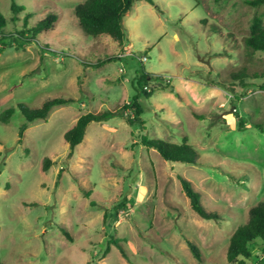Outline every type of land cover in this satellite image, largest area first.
I'll return each mask as SVG.
<instances>
[{
    "label": "rangeland",
    "instance_id": "rangeland-1",
    "mask_svg": "<svg viewBox=\"0 0 264 264\" xmlns=\"http://www.w3.org/2000/svg\"><path fill=\"white\" fill-rule=\"evenodd\" d=\"M83 1L17 0L26 8L13 21L10 0H0L8 19L0 116L15 107L8 122L0 118V264H264L262 239L243 263L227 259L231 235L264 203V79L232 78L243 68L264 70V52L245 43L252 19H264V4L137 0L123 18L120 44L83 31L74 10ZM27 13L29 26L49 13L57 19L20 46L15 32ZM126 49L134 55L120 57ZM143 71L154 76L145 85L153 94L138 99L145 128L130 125L128 115L92 121L70 154L64 133L82 114L131 102ZM166 79L168 88L160 85ZM56 97L74 101L33 120L20 141L26 119L18 103L39 107ZM142 135L174 143L187 136L197 162L168 161L134 144ZM179 176L217 219L194 211ZM122 201L129 207L116 210ZM114 239L128 258L115 244L104 254Z\"/></svg>",
    "mask_w": 264,
    "mask_h": 264
},
{
    "label": "trees",
    "instance_id": "trees-1",
    "mask_svg": "<svg viewBox=\"0 0 264 264\" xmlns=\"http://www.w3.org/2000/svg\"><path fill=\"white\" fill-rule=\"evenodd\" d=\"M137 0H85L78 3L74 10L75 14L79 20V25L86 34L98 36L101 34H108L120 44L124 43L126 39L125 26L123 23V18L126 13L133 7ZM151 4H155L154 0H146ZM247 3L258 7L264 4V0H247ZM10 8L12 11V20L18 19V14L25 10V6L19 4L17 0H10ZM31 14L27 13L24 17V25L21 29H18L15 34L19 40V45L22 46L25 42H32L36 37L45 30L53 27L54 22L57 19L55 13H49L43 19L38 21L34 26H29V18ZM8 25V19L0 11V49L4 47L5 40H7V34L5 33L6 27ZM246 45L254 51L264 52V19L255 16L250 24V33L245 38ZM43 50V47L42 49ZM43 55V54H42ZM112 59L111 57L108 60ZM99 64V63H98ZM154 76L142 72V75L136 79V94L133 100L119 107L115 111L107 110L102 112H87L82 114L76 121V123L64 133V138L68 142L70 147V154H72L76 146L82 142L87 125L92 121H103L111 118L114 115H120L121 117L128 115L127 122L130 125L142 124V128H145L144 121L140 118L142 113V107L138 103V99L141 96L150 97L153 93L152 91H147L145 85ZM263 78L264 70L260 72H248L246 68L239 70L232 74V78L235 80H240L244 83L247 78ZM160 85L165 88L170 87L169 80L160 81ZM261 89L264 90V82L260 85ZM234 91L233 87L228 88ZM73 98L56 97L48 99L42 103L39 107H30L29 105L21 102L18 103V108L21 110L25 116L26 121L21 124L19 129L20 141L23 138L24 132L27 129L29 123L35 119H46L51 111V109L56 105H63L66 103L73 102ZM15 112V107H10L4 110L0 116L3 122H8L12 114ZM131 116V117H130ZM134 135V133H132ZM134 144H142L148 148H153L157 150L161 156L168 161H178L185 163H196L198 158V153L187 136L182 137L181 143L169 142L159 138H148L142 135L139 140ZM51 159L46 157L43 163V170L47 171L49 169ZM183 191L190 199V203L194 211L204 219H217L218 214L216 212L208 211L201 203L200 194L194 189L191 182L183 176H179ZM1 185V181H0ZM9 187V183L6 184V188ZM127 202H120L115 209L128 208ZM107 214H105V217ZM62 232L72 239L70 233L64 227L61 228ZM262 239L264 242V203H258L250 208L249 219L247 222L238 226L230 237L227 259L229 262H239L243 263L244 258H249L252 256V251L250 249L251 244H258V240ZM186 242L193 253V255L198 259H202L201 251L198 246H196L190 239L186 238ZM111 244H115L121 254L128 258V253L120 243V240H111L104 252L106 255ZM104 255V256H105Z\"/></svg>",
    "mask_w": 264,
    "mask_h": 264
},
{
    "label": "built area",
    "instance_id": "built-area-1",
    "mask_svg": "<svg viewBox=\"0 0 264 264\" xmlns=\"http://www.w3.org/2000/svg\"><path fill=\"white\" fill-rule=\"evenodd\" d=\"M130 55H134V53L132 52L131 49H126V51L124 52L123 55H120L121 56H130ZM138 59L141 61V62H145L147 61V56L146 55H142V56H138Z\"/></svg>",
    "mask_w": 264,
    "mask_h": 264
},
{
    "label": "crops",
    "instance_id": "crops-1",
    "mask_svg": "<svg viewBox=\"0 0 264 264\" xmlns=\"http://www.w3.org/2000/svg\"><path fill=\"white\" fill-rule=\"evenodd\" d=\"M124 47L126 48L127 46L125 45Z\"/></svg>",
    "mask_w": 264,
    "mask_h": 264
}]
</instances>
